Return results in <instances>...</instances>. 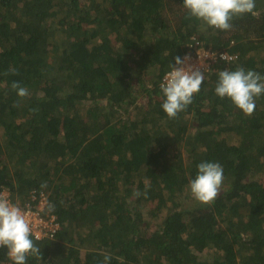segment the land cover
<instances>
[{
    "label": "trees",
    "instance_id": "16d2710c",
    "mask_svg": "<svg viewBox=\"0 0 264 264\" xmlns=\"http://www.w3.org/2000/svg\"><path fill=\"white\" fill-rule=\"evenodd\" d=\"M182 3L0 0V194L44 195L58 224L26 264H264V94L251 116L215 94L221 70L264 76V0L226 31ZM197 42L232 59L169 118L160 84ZM201 162L223 167L211 205L188 188Z\"/></svg>",
    "mask_w": 264,
    "mask_h": 264
},
{
    "label": "clouds",
    "instance_id": "9594fccd",
    "mask_svg": "<svg viewBox=\"0 0 264 264\" xmlns=\"http://www.w3.org/2000/svg\"><path fill=\"white\" fill-rule=\"evenodd\" d=\"M182 4L190 17L202 21L214 30H230V21L236 16L246 13L256 15L255 0H183ZM219 53L221 60H227V53ZM197 55L201 67H204V59L209 57V53L198 50ZM189 59L187 55L183 60L176 56L174 64L170 63V71L160 84L164 97L161 107L169 118H175L178 113L187 109L204 81V71L193 70L192 65H186ZM11 71L13 74L16 72L15 69ZM11 87L20 98L29 95V90L20 86L19 82H13ZM215 94L222 99L227 97L244 115L251 116L256 107V99L264 94V76L253 70L246 71L243 67L235 71L221 70L218 72ZM197 167V175L189 181L188 188L197 202L211 205L223 182V167L217 162H201ZM46 186V182L41 185L42 188ZM146 194L145 192L144 195ZM135 195L139 197L141 193L137 191ZM9 197L0 194V247L7 248V256L13 264H26L29 255L39 256L41 250L31 238L33 228L29 214ZM45 207L47 213L55 211V206L51 203L45 202ZM110 259V254H106L103 264H109Z\"/></svg>",
    "mask_w": 264,
    "mask_h": 264
},
{
    "label": "built area",
    "instance_id": "2783aa9c",
    "mask_svg": "<svg viewBox=\"0 0 264 264\" xmlns=\"http://www.w3.org/2000/svg\"><path fill=\"white\" fill-rule=\"evenodd\" d=\"M196 45L198 46L199 43L197 42ZM204 49L202 46H198L195 53L192 54V56H196L198 53L199 49ZM207 49L203 50L206 51ZM209 53V57L208 59L212 60V61H217L220 58V54L221 53H214L212 52L210 49L207 50ZM226 58L227 60H231L232 58L230 56H228L227 54ZM211 56L213 58H211ZM198 57V55H197ZM198 59L200 60V58L198 57ZM207 59V60H208ZM164 80V79H163ZM43 196V195H42ZM45 207V202L42 203V207L39 209V211H33L30 208L26 207L25 209L22 208L23 210H25L28 214H29V219L32 223V228H33V236L37 239H42L45 237H51L53 236V234L57 231L58 229V224L55 222L54 217L50 218V219H46L41 215V209H43Z\"/></svg>",
    "mask_w": 264,
    "mask_h": 264
},
{
    "label": "rangeland",
    "instance_id": "374dc122",
    "mask_svg": "<svg viewBox=\"0 0 264 264\" xmlns=\"http://www.w3.org/2000/svg\"><path fill=\"white\" fill-rule=\"evenodd\" d=\"M203 50L205 49H199V51L203 52ZM205 52H208L207 50ZM187 56L190 57V59L186 62V65H192L193 66V70H197L199 69L200 71H204L206 72L208 70V68L210 67V65H212V63H214L212 60L205 58L204 59V67H201L200 65V60L198 59L197 55L196 56H192V54H187ZM208 59V60H207ZM123 116H125V113H122ZM3 194L7 195L9 197L8 192H4ZM46 202V197L43 195L40 197V199L38 200V204L33 206L31 208V210L33 211H39V209L42 207V203ZM18 206H20V202H18L17 204Z\"/></svg>",
    "mask_w": 264,
    "mask_h": 264
}]
</instances>
